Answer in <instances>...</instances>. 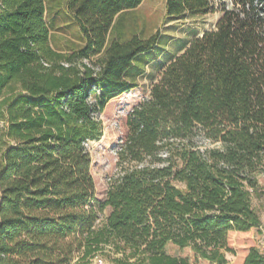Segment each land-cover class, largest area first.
Here are the masks:
<instances>
[{"label":"trees","instance_id":"obj_1","mask_svg":"<svg viewBox=\"0 0 264 264\" xmlns=\"http://www.w3.org/2000/svg\"><path fill=\"white\" fill-rule=\"evenodd\" d=\"M142 2L0 0V264H264V0H165L162 25L220 17L130 112L95 198L99 115L162 45L126 19Z\"/></svg>","mask_w":264,"mask_h":264},{"label":"rangeland","instance_id":"obj_2","mask_svg":"<svg viewBox=\"0 0 264 264\" xmlns=\"http://www.w3.org/2000/svg\"><path fill=\"white\" fill-rule=\"evenodd\" d=\"M213 1L216 8L221 4L230 6L232 3V0ZM164 9L165 0H143L136 11L126 16V19L134 21L146 31L154 32L160 29L162 45L154 52L140 58L144 69L140 71L134 68L131 72V77L137 87L106 104L103 112L99 115L103 127L102 136L97 141L87 143V150L91 158L90 174L94 183L95 198L99 201L104 200L110 183L119 173L117 151L128 132L126 126L128 115L148 97L152 85L160 79L166 66L176 56L183 53L192 39L213 29L220 17V13L217 12L197 18L173 20L162 25ZM63 26L65 31L55 33L51 38V46L62 52L69 42H77L78 35L74 25L63 23ZM260 184L264 188V179H260ZM252 207L261 221L259 234L253 236L254 244L264 253V195L259 199L253 198ZM106 213L104 212L102 217ZM92 264H110V262L105 258H96Z\"/></svg>","mask_w":264,"mask_h":264},{"label":"built area","instance_id":"obj_3","mask_svg":"<svg viewBox=\"0 0 264 264\" xmlns=\"http://www.w3.org/2000/svg\"><path fill=\"white\" fill-rule=\"evenodd\" d=\"M100 262V261H99Z\"/></svg>","mask_w":264,"mask_h":264}]
</instances>
